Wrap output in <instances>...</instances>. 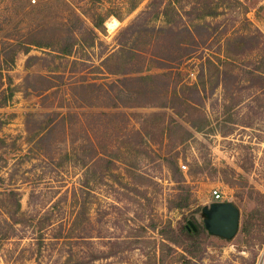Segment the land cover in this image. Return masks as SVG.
Wrapping results in <instances>:
<instances>
[{
    "label": "rangeland",
    "instance_id": "1",
    "mask_svg": "<svg viewBox=\"0 0 264 264\" xmlns=\"http://www.w3.org/2000/svg\"><path fill=\"white\" fill-rule=\"evenodd\" d=\"M151 1L128 15L124 0H0V264H264V0L209 17L229 0H172L181 19L161 31V17L146 19L141 56L126 54L158 78L116 81L100 62L130 44L124 30ZM95 12L109 17L90 47ZM75 40L73 57L51 51ZM183 53L163 77L156 60ZM226 54L214 88L178 94ZM107 66L123 72L124 58ZM213 189L238 210L232 238L203 225Z\"/></svg>",
    "mask_w": 264,
    "mask_h": 264
},
{
    "label": "trees",
    "instance_id": "2",
    "mask_svg": "<svg viewBox=\"0 0 264 264\" xmlns=\"http://www.w3.org/2000/svg\"><path fill=\"white\" fill-rule=\"evenodd\" d=\"M144 0H124V6H125V13H127L128 15L131 14L134 10H136V8L143 2ZM231 1L238 3L237 0H229L228 3L224 6V4L222 6H220L219 4L213 8V12H209V14H206L205 16L209 17V16H215L217 13H223L225 12L227 9L230 8V3ZM161 2V6H159V8L157 9V14L155 12H153V14L150 16V11L155 9L156 10V6L158 3ZM176 13L177 17L179 19H181V15H179V13L177 12V8L173 5L172 0H152L148 6L147 9L145 11H142L133 21V23L131 25H129L125 30L124 33L127 34L129 33V36H132L131 40H130V44H120V47L112 52L111 54H109L108 56H106L105 58H103V60L100 62L101 66L106 67L105 70L108 71L107 73L113 76H124L123 80H116L119 82H152L153 80H155L156 78H158L157 76H153L150 74H146L143 75L144 71H150L154 66H152L151 64H143V65H138L135 64L132 59L128 58L126 54H128L130 57H137L138 55L141 56L139 54V48H136L135 44H133L135 42V40L137 39V37L139 36V34L146 30V19L149 21H154L155 19L160 18V21H162V25L158 30L161 31L165 28H167L168 26H170V18L169 15L172 13ZM174 13V14H175ZM109 14H101L100 12H95L94 16H91V23H92V28L88 29V31L91 33L92 35V40L93 42L91 43L90 47L94 46V42L98 41V36H97V32L98 33H102L104 34L105 32V28H104V22L105 20L109 17ZM112 16H114L118 21H122V19L117 16L116 14H111ZM149 15V17H148ZM204 20V18H203ZM150 29V28H149ZM179 29V33H186V35L192 36V31L194 32V30L191 28V26L189 24H183V26ZM151 31L153 29H150ZM258 33V32H257ZM243 37V35H242ZM246 37L248 38H252L253 35L251 34H246ZM230 41V40H228ZM100 43V42H99ZM150 41H148L146 44H149ZM83 46V43L80 42L79 40H75L74 42L68 44L65 48H61L58 50H51L52 52H54L56 55V57H60V58H64V57H73L79 50L80 47ZM180 50H184L185 52H188L191 50V47H188V43H180L177 46ZM185 55L184 53L180 56H176V57H170V56H162L159 57L156 60V63L158 66H156L157 68L160 69H164V70H168V72H164V74H162V76H167V75H175L176 71H175V67L173 66L174 63L176 61H178L179 59L183 58ZM117 57H123L124 58V67H123V72H111L110 70H108V66L107 64H109L114 58ZM74 62H76V60H73ZM229 65V64H233V62H230V57L226 54L223 56V59L220 56H211L210 58L205 59L202 64H201V68L200 71L196 77L195 82H193L191 84V86H188V84H181L178 88V94L183 92L185 89L191 88L194 89L196 92L199 93H203L206 92L207 90H210L212 88H214L216 86V81L218 79V77L220 76L223 68L225 67V65ZM138 66H140L138 68ZM93 69H96L98 71L100 70V67H93ZM102 73V72H99ZM129 74H137L138 76H131L129 77ZM193 77V74H190ZM96 77L94 78L95 80L97 79H101L99 78V76H93ZM176 115H179L176 113ZM192 127L193 125L190 124ZM197 129V128H196ZM199 132V130H198ZM189 133V132H187ZM190 135V134H188ZM100 161H105V158H100ZM173 169V168H172ZM172 174L175 175V173L172 171ZM2 181V178H0V182ZM1 184V183H0ZM11 195L14 196L15 193L11 192ZM55 206V205H54ZM52 208H54L52 206ZM15 213L20 211V203L18 200L15 201V208H14ZM75 223V220L72 221L71 225L69 228H71L73 226V224ZM51 224H49L50 226ZM42 230H40L39 233V240H37V250L38 253H41V248L43 245H45V239H44V234H42L41 232ZM242 231L244 233H247L246 231V226H245V222L243 224V228ZM182 233L183 235H185L188 238H192L195 233L193 232V229L191 227H183L182 228ZM53 239H58L59 237H52ZM99 257L98 254H91L90 255V259L88 261H94Z\"/></svg>",
    "mask_w": 264,
    "mask_h": 264
},
{
    "label": "water",
    "instance_id": "3",
    "mask_svg": "<svg viewBox=\"0 0 264 264\" xmlns=\"http://www.w3.org/2000/svg\"><path fill=\"white\" fill-rule=\"evenodd\" d=\"M238 214V210L227 202H213L201 210L206 231L224 239L235 235L238 227ZM188 226L196 230L191 222H188Z\"/></svg>",
    "mask_w": 264,
    "mask_h": 264
},
{
    "label": "built area",
    "instance_id": "4",
    "mask_svg": "<svg viewBox=\"0 0 264 264\" xmlns=\"http://www.w3.org/2000/svg\"><path fill=\"white\" fill-rule=\"evenodd\" d=\"M182 168H185V166H182ZM211 195L213 197V201L214 202H220L222 200L220 192L218 190H216V189H213L211 191ZM261 257H262L263 262H264V243H263L262 249H261Z\"/></svg>",
    "mask_w": 264,
    "mask_h": 264
},
{
    "label": "bare ground",
    "instance_id": "5",
    "mask_svg": "<svg viewBox=\"0 0 264 264\" xmlns=\"http://www.w3.org/2000/svg\"><path fill=\"white\" fill-rule=\"evenodd\" d=\"M117 23V21L114 19L111 23H108L107 26H108V29H113L115 24ZM111 31V30H110Z\"/></svg>",
    "mask_w": 264,
    "mask_h": 264
},
{
    "label": "flooded vegetation",
    "instance_id": "6",
    "mask_svg": "<svg viewBox=\"0 0 264 264\" xmlns=\"http://www.w3.org/2000/svg\"><path fill=\"white\" fill-rule=\"evenodd\" d=\"M203 225H204V222H203Z\"/></svg>",
    "mask_w": 264,
    "mask_h": 264
}]
</instances>
